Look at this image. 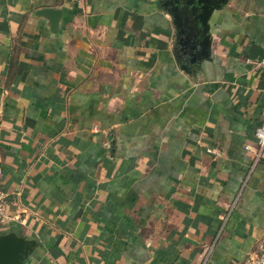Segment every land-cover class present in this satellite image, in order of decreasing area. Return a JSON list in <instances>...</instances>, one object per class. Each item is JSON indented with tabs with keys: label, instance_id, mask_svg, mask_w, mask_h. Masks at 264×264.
<instances>
[{
	"label": "crops",
	"instance_id": "obj_1",
	"mask_svg": "<svg viewBox=\"0 0 264 264\" xmlns=\"http://www.w3.org/2000/svg\"><path fill=\"white\" fill-rule=\"evenodd\" d=\"M167 1L0 0V235L37 243L23 264L258 256L264 0L216 11L195 64Z\"/></svg>",
	"mask_w": 264,
	"mask_h": 264
},
{
	"label": "water",
	"instance_id": "obj_2",
	"mask_svg": "<svg viewBox=\"0 0 264 264\" xmlns=\"http://www.w3.org/2000/svg\"><path fill=\"white\" fill-rule=\"evenodd\" d=\"M228 0H168L167 6L175 17L179 28V42L182 52L189 57L191 64L209 58L212 39L210 35L211 19ZM56 26L60 11L44 9ZM189 70L188 66L184 67ZM37 243L14 233L0 235V264H23L33 253Z\"/></svg>",
	"mask_w": 264,
	"mask_h": 264
},
{
	"label": "built area",
	"instance_id": "obj_3",
	"mask_svg": "<svg viewBox=\"0 0 264 264\" xmlns=\"http://www.w3.org/2000/svg\"><path fill=\"white\" fill-rule=\"evenodd\" d=\"M264 66V61H263ZM255 137L257 141V147L252 148L246 146V150L254 155L253 165H256L264 155V123H262L255 132ZM7 193L0 186V223L7 220ZM245 264H264V245L260 248V252L256 258H252Z\"/></svg>",
	"mask_w": 264,
	"mask_h": 264
}]
</instances>
